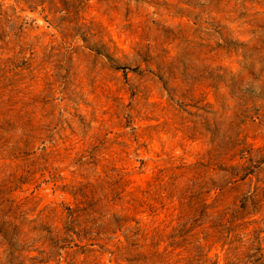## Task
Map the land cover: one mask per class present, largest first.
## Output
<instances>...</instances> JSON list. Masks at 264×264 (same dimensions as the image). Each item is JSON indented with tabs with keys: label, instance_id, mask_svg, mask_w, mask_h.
Segmentation results:
<instances>
[{
	"label": "rangeland",
	"instance_id": "1",
	"mask_svg": "<svg viewBox=\"0 0 264 264\" xmlns=\"http://www.w3.org/2000/svg\"><path fill=\"white\" fill-rule=\"evenodd\" d=\"M0 264H264V0H0Z\"/></svg>",
	"mask_w": 264,
	"mask_h": 264
}]
</instances>
